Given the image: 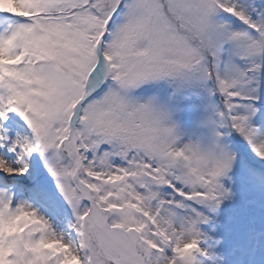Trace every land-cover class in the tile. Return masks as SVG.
<instances>
[{
	"label": "snow or ice",
	"instance_id": "1",
	"mask_svg": "<svg viewBox=\"0 0 264 264\" xmlns=\"http://www.w3.org/2000/svg\"><path fill=\"white\" fill-rule=\"evenodd\" d=\"M0 264H264V0H0Z\"/></svg>",
	"mask_w": 264,
	"mask_h": 264
}]
</instances>
